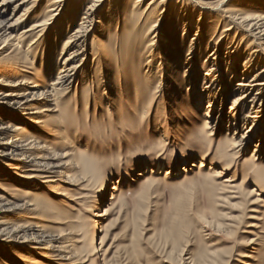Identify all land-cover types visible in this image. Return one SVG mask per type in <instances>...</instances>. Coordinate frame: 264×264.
<instances>
[{
    "label": "rangeland",
    "instance_id": "obj_1",
    "mask_svg": "<svg viewBox=\"0 0 264 264\" xmlns=\"http://www.w3.org/2000/svg\"><path fill=\"white\" fill-rule=\"evenodd\" d=\"M89 2L66 0L39 32L0 42L1 84L50 91ZM135 2L95 9L74 78L48 102L16 112L0 102V123L20 128L6 136L39 157L0 155V264H264V86L231 109L237 82L264 83V54L236 30L218 40L223 11L264 14V0H162L138 23ZM45 4L16 35L44 19ZM144 22L159 25L151 47ZM35 233L55 241L38 245Z\"/></svg>",
    "mask_w": 264,
    "mask_h": 264
},
{
    "label": "bare ground",
    "instance_id": "obj_2",
    "mask_svg": "<svg viewBox=\"0 0 264 264\" xmlns=\"http://www.w3.org/2000/svg\"><path fill=\"white\" fill-rule=\"evenodd\" d=\"M40 1L41 0H0V16L4 17V13L7 11H11V13H17L16 17L11 22L9 18L0 19V42L2 43V47L13 45L12 44L13 40H15L16 37L19 38L22 36L20 34H24L27 32L29 33L39 32L43 28L42 26L46 25L51 13L53 12L52 15L56 16L57 15L56 12L59 11L62 7H65L66 5L65 4L66 0H46L44 9H45V12H47V14L44 17V19L43 20H33L27 28L22 29L20 33L16 35L15 32L17 28L21 26V24H23V22L27 19L31 11L40 3ZM143 1L144 0H136V2L134 4H131L130 6L131 14H129V16L130 17L135 16L133 19L134 23H138L142 20H145L146 22L154 20V18L156 17L154 7H157L160 1L162 0H149V2L145 4L146 5L145 9L139 12L138 11L139 7L144 4ZM103 2L104 0H90V2L87 3L86 5L85 10L82 12L81 16L79 17V22L77 26L75 27L74 31L70 32L66 36V39L62 44L61 51L59 52V56L62 54V51L64 48H70V52L66 56H63V55L60 56L61 67L59 68V72L55 76V80L49 84L50 85L49 87L51 88L50 91L40 92L39 94H36L34 86H29V85L24 90L14 91V90L8 89L5 86L6 84H1L3 83V80L0 79V102L4 103L13 112H16L18 110H29L30 109L29 105L35 98H40L48 102L49 97L52 98L54 94L58 92V90L61 91L63 87L68 86L71 80L74 78L75 72L80 66L81 60L83 59L82 56L85 50L84 47L86 45L87 38L89 35H91V30H93V28L96 25L94 21L95 20L94 11ZM223 8L222 9L219 8L218 12H220L219 10H223ZM162 12L160 14V17L162 16ZM52 15L50 16V18L52 17ZM219 20H223L226 23V27L223 29L222 35L219 36V39H218L219 41L224 39L225 36L230 35L231 34L230 32H233L234 30H236V32L233 35L234 37H237L239 44L242 41H245V42L249 41L248 44L252 48L251 53L252 52L257 53V54L259 53V55H256L257 56L256 58H260L261 53L264 54V14H252V13L250 14V13H244L240 11H223V14L220 15ZM146 22H144V29L147 28V30L144 33L147 36L151 35V38H150L151 43L150 42H149L150 44L147 43V46L150 45L151 47V45L152 46L154 45L153 41L155 40V37L160 33V30H159V25H157L158 22L154 23L151 26L146 25L147 24ZM133 33L138 34L139 32L133 31ZM198 35H199V29H197L196 36ZM220 38L222 39L220 40ZM239 38H242V40ZM196 39L197 38H195L194 40ZM19 42L20 41L18 40V42L15 43V45L17 46ZM215 45H217V43ZM147 46H145V48H148ZM233 46L231 48H233ZM150 47L148 48L149 50H151ZM193 53L194 51L190 52L191 55ZM213 56H215L216 58L215 52L210 57H213ZM192 57L193 59L195 58L194 55ZM193 59L187 58L185 64L187 65L189 64L191 66L192 64L190 60H193ZM233 62H234L233 59L230 60V62H228V64L232 66L231 68H234V64L232 65ZM236 86H237L236 91H238V94L234 97L235 99H233L234 101L232 103L231 109L232 108L235 109L236 107L241 106L248 99L249 100L256 99L257 93H253L252 91L255 90L256 88H260L264 86V83H256L254 79L246 78L243 81L237 82ZM205 91L203 90L202 93L199 94L197 98L200 99L204 97L205 94H207V93H204ZM52 92L54 93L52 94ZM210 107H212L211 102L207 105V110L205 112V115L207 116L206 118H209L212 113L213 109ZM33 113H38V112L35 111ZM252 126L253 125H250L249 127L247 126L245 133L251 131ZM18 129L20 128L15 127L14 125L5 126V124H3L1 121L0 123V155H8L9 153H6V150H9L13 156L17 157L23 163H26V162H31V163L36 162L37 163V159H39V157L37 156L36 152L33 154L27 153L32 149L33 150L37 149L35 148L36 146L34 144L31 145L28 143H23V140L16 139L14 138L15 136L10 137V138L6 136L9 133L16 132ZM65 141L69 142L70 138L67 136ZM242 144L243 143L240 139L234 142V147H237L240 149ZM38 149H40V146ZM160 169H161V166L157 167L155 171H159ZM257 171H259V169H257ZM222 174L223 172L218 174V176ZM232 181L233 180L231 178L225 180V182H227L229 185H230V182ZM226 188H227V185H226ZM5 209L7 208L3 206V204L2 205L0 204V211H3ZM43 237L41 238L37 233H35V235H33L32 238L36 240V244L38 245H42V243H45V242L49 244H53L55 241L54 238L52 237L50 239L49 238L46 239L45 241L44 239L46 238V236L44 239ZM50 247L54 248L55 246L50 245Z\"/></svg>",
    "mask_w": 264,
    "mask_h": 264
}]
</instances>
